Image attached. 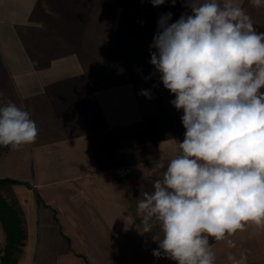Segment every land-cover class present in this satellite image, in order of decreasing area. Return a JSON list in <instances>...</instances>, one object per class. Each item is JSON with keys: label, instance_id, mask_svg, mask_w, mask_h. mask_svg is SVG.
I'll return each instance as SVG.
<instances>
[{"label": "crops", "instance_id": "obj_1", "mask_svg": "<svg viewBox=\"0 0 264 264\" xmlns=\"http://www.w3.org/2000/svg\"><path fill=\"white\" fill-rule=\"evenodd\" d=\"M232 2L264 32V8ZM187 11L183 0H0V91L39 129L34 143L0 151V179L21 182L17 264H176L152 255L161 233L138 232L136 208L164 171L155 161L166 167L184 138L150 45L161 14L171 23ZM231 239L234 249L210 238L216 264H229V251L264 264V230Z\"/></svg>", "mask_w": 264, "mask_h": 264}, {"label": "clouds", "instance_id": "obj_2", "mask_svg": "<svg viewBox=\"0 0 264 264\" xmlns=\"http://www.w3.org/2000/svg\"><path fill=\"white\" fill-rule=\"evenodd\" d=\"M249 2L264 8V0ZM183 3L189 11L175 22L171 12L160 15L150 63L174 95L185 133L166 167L159 159L153 164L164 171L137 199L138 232L158 227L157 259L216 264L210 238L234 249L237 232L264 230V32L232 0ZM141 95L151 99L150 90ZM4 97L0 91V147L20 150L39 129ZM227 261L246 264V257L229 251Z\"/></svg>", "mask_w": 264, "mask_h": 264}, {"label": "trees", "instance_id": "obj_3", "mask_svg": "<svg viewBox=\"0 0 264 264\" xmlns=\"http://www.w3.org/2000/svg\"><path fill=\"white\" fill-rule=\"evenodd\" d=\"M3 150L8 148L0 147ZM21 182L13 179H0V222L6 233V246L1 258V264H17L19 254L26 239L25 219L19 203L10 202L1 192Z\"/></svg>", "mask_w": 264, "mask_h": 264}, {"label": "rangeland", "instance_id": "obj_4", "mask_svg": "<svg viewBox=\"0 0 264 264\" xmlns=\"http://www.w3.org/2000/svg\"><path fill=\"white\" fill-rule=\"evenodd\" d=\"M3 150V148H0V151ZM10 202L16 203L18 202L16 193L14 190H11L10 188H6L1 192ZM19 203V202H18ZM21 207V206H20ZM24 216V215H23ZM4 242H6V233L5 230L0 222V264H1V258L4 253Z\"/></svg>", "mask_w": 264, "mask_h": 264}, {"label": "built area", "instance_id": "obj_5", "mask_svg": "<svg viewBox=\"0 0 264 264\" xmlns=\"http://www.w3.org/2000/svg\"><path fill=\"white\" fill-rule=\"evenodd\" d=\"M131 172V169H121L118 171V174L121 176V177H126L127 175H129Z\"/></svg>", "mask_w": 264, "mask_h": 264}]
</instances>
